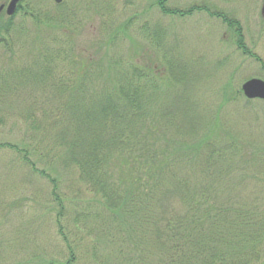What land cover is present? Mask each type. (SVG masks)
Masks as SVG:
<instances>
[{"label": "trees", "instance_id": "1", "mask_svg": "<svg viewBox=\"0 0 264 264\" xmlns=\"http://www.w3.org/2000/svg\"><path fill=\"white\" fill-rule=\"evenodd\" d=\"M168 1L156 2L165 17L206 12L221 20L264 79L238 20L203 5L172 9ZM86 2L73 15L65 2L52 15L20 4L0 25V48L11 56L0 65V126L17 117L27 129L20 144L0 143V150L20 161L21 199L31 190L55 223L58 242L42 264H264V149L225 131L219 109L200 110L192 69L167 57L165 32L143 25L153 51L133 58L115 46L117 35L130 38L137 14L99 40L96 53L80 51L76 34L41 39L42 32L23 36L14 26L22 14L35 30L67 23L77 33L86 13H112L100 0ZM228 89L221 108L264 109L241 86ZM258 159L260 167L248 164ZM251 173L255 183L245 185ZM20 208L0 200V264H41L35 250L19 258L21 231L1 228L25 217Z\"/></svg>", "mask_w": 264, "mask_h": 264}, {"label": "rangeland", "instance_id": "2", "mask_svg": "<svg viewBox=\"0 0 264 264\" xmlns=\"http://www.w3.org/2000/svg\"><path fill=\"white\" fill-rule=\"evenodd\" d=\"M86 1L64 0L71 15H73V12L83 11ZM157 1L100 0V7L103 8V11L107 8L106 3L112 13L105 14L106 18L95 13H86L87 16H83L82 20L80 19L81 28L77 30V33L74 27L67 23L35 30L36 27L33 23L35 21L29 17L24 18L22 14L15 17L14 26L18 30L22 29L20 33L23 36L36 35V31L42 32L41 39L52 40L54 36H56L55 39L64 38V36L72 39V35L76 34L74 37L80 51L85 49L90 53H96L100 51L98 49L99 40H102V42L109 41L110 37L116 36L114 30L137 14L138 17L133 21L132 27L125 32V36L130 38L126 39L123 35L119 37L117 35L116 51L125 54L127 57L131 54L133 58L141 57L147 49L153 51L151 44L144 38L140 28L144 25L149 27L150 32H152L154 28L159 27L161 31L165 32L166 38L170 41V49L166 50L169 51L167 57H178L186 70L192 69L193 75L190 76V80L192 86L198 90L195 96L201 99L203 103L200 110H204V112L207 110V114L211 116L214 110L219 109L216 113L219 114L221 127L223 125L225 131L229 129L230 134L235 135V137L238 136L244 142V145L249 146V143H255L257 148L264 149L263 108L247 109L248 107H246L245 109L242 105L240 108L232 103L221 108L225 87L226 89L229 88V91L236 86L242 87L250 79L264 80L263 75L260 73V65L251 56L238 50L235 41L237 39L236 35L217 17L212 18L206 12H196L184 18L165 17L156 7ZM9 2L10 0H0V5ZM202 5L211 10L222 12L229 18H235L236 21L238 20L242 28L243 47L247 52L258 56L264 64V0L168 1L170 8L181 11H187L192 6ZM22 6L36 7L39 14L52 15L57 5L53 0H23ZM8 18L10 17L7 16L5 8L0 14V25L6 24ZM24 30L27 32H23ZM105 31H112L111 35L102 37L103 34H106ZM67 33H70V35L67 36ZM23 36L22 40H24ZM10 60L11 56L3 48H0V65L9 63ZM189 61L196 65L192 66ZM26 132L27 129L23 119L9 118L0 126V143L20 144ZM259 159L248 164L260 167ZM11 162H13L12 165L9 164ZM19 163L20 161L10 151L0 150V200H6L9 203L16 200L21 206L18 211H22L25 215L21 220L16 216L11 217L5 226L4 223L7 221H2L4 223L1 228L8 233L10 230L16 233L21 231L17 236L19 247H23L19 258L35 250L42 253L39 259L42 264L53 252L56 241L58 242L56 227L54 221L45 217L46 208H40V206L37 207L34 204V194L31 190L28 191L29 195L25 199H21L23 191L21 180L23 177L24 182L25 174L21 173ZM253 174L251 173L246 178L245 185L251 186L255 183ZM24 200L28 201L24 202ZM38 208L39 211L35 210ZM53 255L56 254L53 253Z\"/></svg>", "mask_w": 264, "mask_h": 264}, {"label": "water", "instance_id": "3", "mask_svg": "<svg viewBox=\"0 0 264 264\" xmlns=\"http://www.w3.org/2000/svg\"><path fill=\"white\" fill-rule=\"evenodd\" d=\"M23 0H11L8 6L6 7V14L8 17H13L19 5ZM64 0H54L57 5L63 3ZM5 7H1L2 11ZM242 93L247 100H261L264 101V80L261 79H250L246 81L241 87Z\"/></svg>", "mask_w": 264, "mask_h": 264}, {"label": "flooded vegetation", "instance_id": "4", "mask_svg": "<svg viewBox=\"0 0 264 264\" xmlns=\"http://www.w3.org/2000/svg\"><path fill=\"white\" fill-rule=\"evenodd\" d=\"M10 1H11V0H10ZM53 1H54V0H53ZM63 3H64V1H63ZM63 3H62V4H63ZM7 4H9V3H3V4H1V5H0V8L3 7V6L6 8V5H7ZM55 4H56V3H55ZM62 4H60V5H57V4H56V5H57V6H61ZM5 8H4L2 11H0V14H2V12L5 10Z\"/></svg>", "mask_w": 264, "mask_h": 264}]
</instances>
